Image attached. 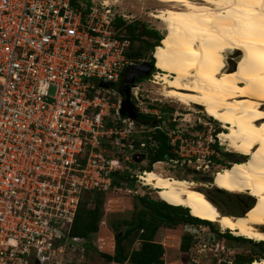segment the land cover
Instances as JSON below:
<instances>
[{
	"label": "built area",
	"instance_id": "2783aa9c",
	"mask_svg": "<svg viewBox=\"0 0 264 264\" xmlns=\"http://www.w3.org/2000/svg\"><path fill=\"white\" fill-rule=\"evenodd\" d=\"M117 18L89 0H0V264H88L92 238L71 232L83 197L110 190L140 154L149 163L159 132L169 157L152 169L219 165L202 136L121 114L123 80L142 63ZM142 84L129 89L137 116L150 113ZM145 171L130 177L145 185ZM188 233L190 264L223 248L200 224Z\"/></svg>",
	"mask_w": 264,
	"mask_h": 264
},
{
	"label": "bare ground",
	"instance_id": "6f19581e",
	"mask_svg": "<svg viewBox=\"0 0 264 264\" xmlns=\"http://www.w3.org/2000/svg\"><path fill=\"white\" fill-rule=\"evenodd\" d=\"M157 1L167 6L155 13L168 30L158 46L161 94L214 111L228 129L221 143L246 157L222 170L217 189L251 192L257 203L235 217L221 214L195 182L162 175L156 167L141 179L168 203L190 208L194 217L218 223L235 236L264 241L258 227L264 225V0ZM236 54L240 63L231 72ZM247 264H264V258Z\"/></svg>",
	"mask_w": 264,
	"mask_h": 264
},
{
	"label": "rangeland",
	"instance_id": "374dc122",
	"mask_svg": "<svg viewBox=\"0 0 264 264\" xmlns=\"http://www.w3.org/2000/svg\"><path fill=\"white\" fill-rule=\"evenodd\" d=\"M97 6L101 4L108 5L112 12L118 16L121 15V20L123 24H119L125 29V24L139 22L144 24L147 28L157 30L164 39L168 33L167 24L164 18L155 16L158 10H161L167 6L163 5L157 0H89ZM106 2V3H104ZM118 19V18H117ZM118 27V26H117ZM127 33V32H126ZM142 39H145L144 37ZM142 43L139 40L134 41L132 49L138 48ZM158 55V47L156 48ZM151 50H142V55L140 58V63L148 62L152 58ZM243 54L242 52L239 53ZM233 68L231 72L236 71L240 63V58L238 54L231 56ZM157 68L150 71L148 75H145L142 84L143 94V107L150 109V113L147 116H155L157 120L163 121L164 126L169 129H175L177 134H182L183 136H190L193 134H198L202 136L204 142L210 144V150H214V154L217 158L216 153L219 155V165L216 163L213 165L209 163L206 171H203V167L197 171L191 166L186 167L176 171H161L162 175L175 178H183L188 181L195 182L198 185V189L205 192L207 197L211 199L219 209L220 213H228L229 215H237L244 212L246 206L245 204L249 201H253V206L256 205V199L253 197L251 192L246 193H231L224 189L223 191L218 190L217 185L218 175L223 169L232 166L233 163L237 162L230 158L227 154L233 153L240 155L232 150H228L226 145L221 143V133L228 132V129L222 128V123L214 118V111H211L202 106L192 105L187 107L180 104V102L175 99L166 98L161 94L162 86L157 84L158 80L162 77L157 76ZM152 70V69H151ZM154 73V77L152 74ZM144 76V75H143ZM162 83V82H160ZM115 89H119L118 84H115ZM244 97V96H243ZM238 99V98H236ZM193 107V108H192ZM196 108V110H195ZM217 151V152H215ZM210 156V155H209ZM243 156V155H240ZM209 158V157H208ZM139 165L129 166L130 172H138L142 167L148 165L145 161L139 162ZM161 164H157L155 167L158 171L161 168ZM217 166V168H215ZM148 167V166H147ZM143 169V168H142ZM215 174V183L212 182V177ZM196 173V174H195ZM137 180V178H136ZM221 189V188H220ZM148 194L154 199H162L158 190L150 185H143L140 181H136L134 187H120L113 188L105 191L104 195L101 196L99 205L101 207L102 216L101 221L98 225V232L92 234L91 238L94 243L93 249H90V254L88 257V264H109L102 256L99 255L97 241L99 237H102L105 245L102 246L106 253L114 252V230L112 228V223L116 222L118 219H129L133 212V205L137 201V195ZM94 196V195H92ZM164 200V199H163ZM92 204V203H91ZM251 207V208H252ZM250 208V209H251ZM249 209V210H250ZM247 211V210H246ZM245 215V214H243ZM241 217V216H239ZM205 228V234H211V236L216 237L219 248L215 251L207 250L206 253L200 256L198 264H219L220 262H233L236 256L246 255L248 257L261 259L264 258V251L261 246L264 244H257L258 242L252 241H239L230 239L228 237H221V232L231 233L229 229H223L218 223L212 222L211 224L198 223ZM192 225H179L177 228H166L162 227L158 230L157 240L163 244L165 247V254L163 255V264H190L187 253L180 249V240L183 234L188 233V229ZM261 230H264V225L258 226ZM189 234V233H188ZM219 234V235H218ZM232 234V233H231ZM233 235V234H232ZM235 236V235H234ZM192 244V241H191ZM139 247V242H132L128 245V249H136Z\"/></svg>",
	"mask_w": 264,
	"mask_h": 264
},
{
	"label": "trees",
	"instance_id": "16d2710c",
	"mask_svg": "<svg viewBox=\"0 0 264 264\" xmlns=\"http://www.w3.org/2000/svg\"><path fill=\"white\" fill-rule=\"evenodd\" d=\"M119 24H123V21L120 18L116 20V25L119 26ZM125 31L130 36L133 43L136 40H139L142 43V45L140 44L138 48L132 50L130 53L131 56L138 58L142 55V50L152 51L151 56L153 59H151L150 62L153 65L151 70L153 71L158 61L156 48L158 46H163V35H161L157 30L147 28L144 24L139 22L125 24ZM143 37L145 39H142ZM144 78L145 76H139L137 79L139 81H143ZM137 119L145 123H152L155 118L138 114ZM156 138L158 140L157 152L149 157L148 167H142L147 171L152 170V163L161 160L164 161L169 157V146L166 136L159 132L156 135ZM135 165L136 164H132L133 167ZM130 174L131 172L128 170L125 172L112 173L111 189L134 187L136 178L130 177ZM104 193V191L95 190L85 194L79 205L74 223L72 225V234L91 238L92 234L98 232V225L102 216L99 201ZM136 199L137 201L133 205L131 217L129 219H118L116 222L112 223L115 242L114 252L112 254L99 252V255L102 256L109 264H163L165 247L161 242L155 240V236L161 227L177 228L179 225L212 223L210 221L194 217L190 208L175 206L163 199H154L148 194L137 195ZM253 203V201L247 202L245 204L246 208L244 212L249 207L253 206ZM243 213L239 215L242 216ZM220 236L239 241H252L251 239L242 236H234L228 232H221ZM136 241L139 242V247L129 250L128 245ZM191 241L192 239L190 234H183L180 240V249L187 253L191 246ZM257 244H264V241H260ZM261 249L264 251V246H261ZM255 259L256 258H252V256L248 257L246 255H238L234 259L233 263L247 264ZM219 264L228 263L220 262Z\"/></svg>",
	"mask_w": 264,
	"mask_h": 264
},
{
	"label": "water",
	"instance_id": "95a60500",
	"mask_svg": "<svg viewBox=\"0 0 264 264\" xmlns=\"http://www.w3.org/2000/svg\"><path fill=\"white\" fill-rule=\"evenodd\" d=\"M150 61L144 62L143 64H140V65H137V66L132 67L129 70V72L126 75V77L124 78V80H123V84H122L121 91L124 94V97L125 98H124V100L122 102L121 114H123V115L126 114L130 118H132V119L136 118L137 117V114L133 110L132 103H131V100H130V93H129L130 85L139 76H143V75L145 76V75H148L149 74V72L153 68V65L151 64ZM229 156L231 158H233L234 160H236V161L246 160V157L245 156H240V155L233 154V153H229ZM134 158H135V156H134ZM145 158H146L145 157V154H140L138 156V158L135 159V161L136 162H141Z\"/></svg>",
	"mask_w": 264,
	"mask_h": 264
},
{
	"label": "flooded vegetation",
	"instance_id": "af4514ba",
	"mask_svg": "<svg viewBox=\"0 0 264 264\" xmlns=\"http://www.w3.org/2000/svg\"><path fill=\"white\" fill-rule=\"evenodd\" d=\"M156 67V66H155ZM228 156H229V154H227ZM230 157V156H229ZM231 158V157H230ZM233 159V158H232ZM234 160V159H233ZM196 174V173H195ZM205 193V192H204ZM206 194V193H205ZM216 207H217V205H216ZM218 208V207H217ZM219 210V209H218ZM245 213V212H244ZM243 213V214H244ZM222 214H228V213H222ZM240 215L239 214H237V215H235V217H239Z\"/></svg>",
	"mask_w": 264,
	"mask_h": 264
},
{
	"label": "crops",
	"instance_id": "0c3cea01",
	"mask_svg": "<svg viewBox=\"0 0 264 264\" xmlns=\"http://www.w3.org/2000/svg\"><path fill=\"white\" fill-rule=\"evenodd\" d=\"M161 228H162V227H161ZM157 233H158V232H157ZM156 238H157V234H156V236H155V240L158 241Z\"/></svg>",
	"mask_w": 264,
	"mask_h": 264
}]
</instances>
